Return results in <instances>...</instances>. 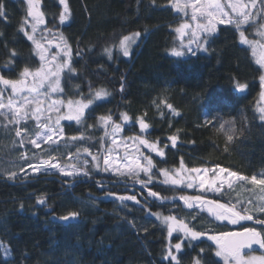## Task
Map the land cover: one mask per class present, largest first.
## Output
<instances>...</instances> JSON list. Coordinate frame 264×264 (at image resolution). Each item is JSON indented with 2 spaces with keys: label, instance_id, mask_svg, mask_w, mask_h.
Returning <instances> with one entry per match:
<instances>
[{
  "label": "trees",
  "instance_id": "obj_1",
  "mask_svg": "<svg viewBox=\"0 0 264 264\" xmlns=\"http://www.w3.org/2000/svg\"><path fill=\"white\" fill-rule=\"evenodd\" d=\"M171 1L68 0L69 20L61 24L59 0H40L44 27L58 30L67 40L71 67L76 70L70 76L67 70L62 73L63 91L58 97L87 99L94 90L106 89L110 94L91 106L89 122L94 124L96 117L107 114L113 119L127 115L135 127L140 120L148 125L145 137L158 142L164 151L163 155L151 153L152 179L146 186L136 180L119 183L121 179L112 174L92 170L72 177L17 173L9 179L7 171L22 167L25 159L14 150L21 149L20 143H14L18 145L14 149L3 143L11 133L15 137L14 125L6 123L4 128H10V133H0V242L10 254L0 249V264H169L163 258L169 245L166 226L152 216L154 212L174 215L209 234L241 226L216 220L204 206L190 209L181 201L159 202L149 195L151 190L163 199L184 196L186 189L158 179L159 169L181 162L197 169L220 166L249 177L264 173V122L255 107L260 96V66L232 25H218L207 52L183 57L169 54L177 43L174 27L181 18ZM0 4L6 13L0 16V74L18 79L25 67L35 70L40 66L32 41L20 31L28 4L26 0H0ZM132 31H139L140 38L130 56L113 49L111 58L107 57L105 48ZM237 81L247 83L243 93L235 92ZM226 120H234L238 131L243 129V135L234 136L232 142L217 130ZM86 124L84 142L97 147L99 132ZM63 125L67 134L79 130L73 124ZM172 137H176L175 146ZM189 191L229 206L236 204L238 211L251 205L232 189L213 195ZM108 193L135 196L136 200L107 197ZM41 197L44 205L38 204ZM70 211L78 212V217L59 220ZM248 214L264 219V212L253 209ZM255 227L264 233L263 226ZM176 239L173 235L171 241ZM215 250L207 237L193 241L179 254L181 264H192L193 257L202 264H222Z\"/></svg>",
  "mask_w": 264,
  "mask_h": 264
},
{
  "label": "snow or ice",
  "instance_id": "obj_2",
  "mask_svg": "<svg viewBox=\"0 0 264 264\" xmlns=\"http://www.w3.org/2000/svg\"><path fill=\"white\" fill-rule=\"evenodd\" d=\"M26 2L28 4L27 16L32 18V34L25 31V26L28 23L27 20L22 21L20 31H23L27 39L32 41L35 45L36 55L39 57L41 64L34 71L25 67L23 71L19 73L18 79H8L0 74V85L3 86L0 87V116L4 117L7 124H14L16 126L14 129L15 137L20 138L21 145H23L26 140H29L32 145L39 147L40 143L43 142L48 144L50 149L54 150L58 147L59 142L53 139V137L57 135L63 137L65 135L64 128L61 126V121L75 120L79 124L84 116V110L92 104V100H88L87 103L68 100L66 104L68 109L67 112L56 115L54 120L52 116L46 114L49 112L60 113L61 107L65 106L63 100L53 99V94L63 91L60 87L61 74L67 70V74L70 76V74L74 73L76 70L71 67V47L62 35L60 36V43L56 44L59 51L51 55H49L50 49L45 48L40 40L35 37L34 34L37 32L38 25L45 23L44 13L40 11L39 8L40 0H26ZM59 3L63 6V10L59 14V21L63 24L65 21L69 20L70 8L68 0H59ZM257 5H259L258 8ZM173 6L178 12H183L185 15H187L186 10L191 9V20L196 22L194 27L185 22L175 29L180 40L179 48L182 49L178 50L177 47L171 49L175 57H183L186 54L196 56L198 51L207 52L209 49L205 45L218 33V25L234 26L239 31L240 43L251 45L253 48V55H256L257 46L264 49V44L259 41L248 40L245 37V32L241 30L243 25H249L250 27L255 26L257 34L264 38V0H183V2L182 0H175ZM3 7L4 6L0 4V16L6 15L3 11ZM229 9L231 13L235 15L230 14ZM253 9L257 10L253 12ZM188 29H191L190 34L186 31ZM45 31L51 33V29H46ZM139 36L140 33H134L131 36H125L120 41L119 47L124 57L130 56L131 46L136 43V38ZM186 36L188 37L187 43L184 42V37ZM54 38L53 36V39ZM41 39H47V37L41 36ZM48 43L51 45L52 40H48ZM61 44L63 47H61ZM193 45H195V47H193ZM105 51L111 58L112 49L106 48ZM61 53H63V57H66V59L61 57ZM12 55L15 56V52H13ZM77 55H79V53H77ZM255 62L261 69H264V53H262ZM8 70L12 71L13 69L8 67ZM29 76H31L32 79L30 82H26V78ZM259 80L261 81L262 89H264V73L259 76ZM8 88L11 89V95L8 96L7 102L5 103L4 96ZM247 88V83L235 82V92L243 93ZM121 89L123 90V85H121ZM109 94L110 93H107L104 89L95 92L97 98ZM260 96L261 99H264V90L261 91ZM74 103L76 105L75 107L73 106ZM169 107H171V105H169ZM258 110L261 113L259 119L261 122H264V108H259ZM9 113H11V119L8 118ZM29 119L35 120L39 128V131L35 132L34 139H30L33 133L27 126V121ZM111 119V116L100 118L101 122L104 124H107ZM123 120L128 121L129 117L124 115ZM22 122H24L23 125ZM206 122L211 123L212 121L207 120ZM225 125H227V128H225ZM140 127L143 130L147 129L148 125L141 122ZM113 130L118 132L120 130V125H115ZM217 130L224 133L227 142H232L234 136L243 135V129L238 131L234 120L224 121ZM71 140H83V136H72ZM172 140L173 146H175L176 137H172ZM113 143H115V140H113ZM142 143H145L147 146L146 141H142ZM152 147L155 146L153 145ZM83 151L88 153L89 148L85 147ZM225 151H227V145ZM160 154L163 155L162 150ZM21 159H25L27 162V157L24 154H21ZM51 159L52 157H50L49 160L42 161L35 165L28 164V167L32 168L33 172H42L46 174L52 169H57L63 176H73L75 168L73 171H65V169L59 167L58 164L50 163ZM93 159L95 160L96 157H93ZM108 162V159H105L104 163L106 165ZM87 163L88 161L85 160L84 164L86 165ZM151 167L152 161L148 159V167L141 170L147 175ZM180 170L189 173V175H187V177L181 176L180 179H171L170 182L174 185H180L187 179L188 182L186 187L188 189L196 187L198 182L199 189L202 192H215L219 194L224 189L225 184L228 189H232L235 182H250L252 185L261 186V192H264V173L253 174L249 177L237 171H232L220 166H217L216 169H185L183 162H181ZM21 171H23V169H21ZM104 171H108V169L105 168ZM209 172H212L211 178L209 177ZM84 174L87 175V171H85ZM7 175L9 179H15L17 177V172L7 171ZM164 175L167 177L168 173L165 172ZM151 179V176H149L147 183H150ZM168 182V180L165 181V183ZM140 183L142 186H146V182L141 181ZM149 195L156 197L158 193L149 190ZM124 199L135 201L136 197H121V200ZM180 199L183 200L187 208L190 209L204 206L207 212L218 221H228L235 225L240 221L253 220V216L248 214V212L253 211V209L250 208H243L244 214H241V211L236 210V204L229 206L218 201L205 200L203 195H184L181 196ZM260 199L264 201V196H261ZM136 202L139 203V201ZM248 203L251 204L252 201H248ZM38 204L44 205L45 199L43 197L39 198ZM255 210L264 212V203H261ZM77 217L78 212L70 211L67 215L60 216L59 220L68 222ZM157 217L160 219L161 224L167 226L169 237H172L173 232L183 233L182 237H177L178 242L171 245L163 257L169 264H181L182 257L179 254L182 250L185 247H191L193 241H200L204 237H207V240L215 243V256L222 258L223 264H264V255H248L247 257L244 255V250L247 249L251 251L253 245H258L261 249H264V233L257 231L255 228L243 227L242 231L215 235L209 234L206 231H197L194 227H190L189 224L185 223L183 219L177 220L175 216H160L157 214ZM256 223L264 225V219L257 218ZM131 226L136 227L134 223ZM144 231H147V229L145 228ZM185 241H187V244L184 243ZM0 249L4 250L5 255L10 254V249L2 242H0ZM203 251L204 250L201 249V252ZM192 264H202V261L198 257H193Z\"/></svg>",
  "mask_w": 264,
  "mask_h": 264
},
{
  "label": "rangeland",
  "instance_id": "obj_3",
  "mask_svg": "<svg viewBox=\"0 0 264 264\" xmlns=\"http://www.w3.org/2000/svg\"><path fill=\"white\" fill-rule=\"evenodd\" d=\"M175 0H172L170 3L174 4ZM183 2V0H182ZM174 8V6H173ZM175 12L180 14V20L179 22L176 24V26L174 27V30L180 26V24L182 23H188L191 26H195L194 21L191 20V9H187V15H185L183 12H178L175 8H174ZM257 9H253L252 11L255 12ZM230 14L231 10L229 9ZM235 15V14H232ZM28 21L27 25L25 26V31L28 32L29 34H32L31 31V23H32V18L27 16L26 19ZM246 25H243L242 27H244ZM47 28L44 27V24L38 25V29L37 32L34 34L35 37L40 40V42L44 45L45 48H49L50 52L49 55L51 54H55L57 51H59L56 47L57 43H60V36L61 33L58 30H51V33L46 32ZM244 31V29H241ZM189 32V34L191 33V29L186 30ZM239 32V31H238ZM245 32V31H244ZM247 32V33H246ZM245 32V37L248 40H252V41H259L260 43L264 44V38H262L261 36H259L257 34V30L255 26H251V28H249L247 31ZM134 33H140L139 31H132L130 33L123 35V37H121V39L117 42V44L115 45H111L107 48H111L113 49H118L121 52V55L123 56V52L119 47L120 41L125 37V36H131ZM176 33V31H175ZM177 37V43L174 47H177L178 50H182L179 48V44H180V40L178 38V34H175ZM41 36H45L47 37V39H41ZM53 36L55 37L53 39ZM140 36L136 38V43L139 40ZM240 38V37H239ZM48 40H52L51 45L48 43ZM188 41V37H184V42L187 43ZM33 43V42H32ZM132 44L131 49H130V53L132 51V48L134 47V45L136 44ZM246 46L249 47L251 54L253 56L254 61H256L257 58H259V56L264 53V49H261L257 46L256 49V55H253V48L251 45L248 44H244ZM34 46V50L36 52V48L35 45ZM207 47V44L205 45ZM61 47H63V45L61 44ZM193 47H195V45H193ZM173 48V47H172ZM170 48L168 50V53L173 55L171 52ZM106 49V48H105ZM105 54L107 53L104 50ZM198 52H203V51H198ZM107 57H109L108 53L106 54ZM188 55V54H186ZM174 56V55H173ZM61 57L66 59V57H63V53H61ZM110 58V57H109ZM41 64V61H40ZM262 72L264 73V69H261ZM34 71V70H33ZM62 77V74H61ZM31 76L27 77L26 82H30L31 81ZM61 81V79H60ZM0 87H3L2 85H0ZM61 87V86H60ZM100 89H104V88H99L94 90L90 97H88L87 99H84L83 97H79V98H61L58 97V93H54L53 94V99H60L63 100L65 102V106H62L60 109V113H55V112H49L46 113L47 115L52 116V119H55V116L58 114H63L65 112H67V101L68 100H72V101H81L83 103H87L88 100H92V104L89 105L88 108H86L84 110V116L81 119V122L78 124L75 120L73 121H67V120H62L61 121V126L64 128V133L65 135L63 137H59L54 136L53 139L58 140L59 145L58 147H56L54 150L49 148V145L46 143L41 142L39 147H36L34 145H32L30 143V141H27V144H23L21 145V149H14V147L18 145H14V143H20V138L18 137H14L12 138V133L10 136V140L6 139L4 140V144H7L8 146L12 147L14 150L17 151L18 156L21 157V154H24L28 159L27 162L24 160L23 162V166L19 167L18 169L14 170L15 172H17L18 174H23V173H31V174H35V173H40V172H33L32 168L28 167V164H32L35 165L37 163H40L42 161L45 160H49L50 157H52L50 163H55L58 164L59 167H63L65 169V171H74L73 176L75 175H82L84 174L85 171H87V173L89 171L91 172H101L102 174H112L114 176H116L117 178H120L123 181H128V180H136L137 182H147L149 180V176H151V170L153 168V163H152V167L150 172L146 175L141 169L148 167V159H150L153 162V158L151 153L154 151H164L163 146H161L158 142V144L156 142H152L150 140H148L145 137V131L146 129H141L140 124L141 121L138 120L136 121V127L131 125V120L129 119L128 121H124L123 120V116L124 114H120L116 119H113V117L111 116V114H107V115H100L98 117H96L94 124L90 123L89 120L87 119V117L89 116V112H90V108L91 106H93V104H95L98 101L104 100L108 97L107 96H101L99 98H97L95 96V92L97 90ZM107 93L108 91L106 89H104ZM11 95V89L8 88L6 90L5 96H4V100L5 103L7 102V98L8 96ZM74 107L76 106L75 103L73 105ZM256 110L258 112V115L260 116L261 113L259 112V108H264L263 105H261L260 100L258 99V103L256 104ZM6 111V110H5ZM111 116V121H108L107 124H104L103 122H101L100 118L101 117H108ZM8 118L11 119V113H9ZM87 122L86 126L88 128H93L98 130L99 132V145L97 147H93L91 145H87L86 142H84V137L86 135H84V124ZM7 121H5L4 117L0 116V133H2V131H4L5 133H10L9 130L10 128H4V126L6 125ZM24 122H22L23 125ZM68 123V124H73L75 127H77V130L75 133H69L67 134L65 132V126L63 124ZM143 123V122H142ZM120 125V130L114 131V126L115 125ZM11 125V124H10ZM14 125V124H13ZM27 126L29 127V129L31 130V132L33 133V135L30 137V139H34L35 138V132L39 131V128L37 127V122L33 119H29L27 121ZM15 125H14V129H15ZM107 133V134H106ZM72 136H83V140H77V141H72L71 137ZM113 140H115V143H113ZM142 141H146L147 142V146L145 145V143H142ZM27 145L30 150V154H28V150H27ZM155 147H152V146ZM88 147L89 148V152L85 153L83 151V148ZM96 150V151H95ZM18 157V158H19ZM79 157V158H77ZM93 157H96V159L94 160ZM105 159H108V164L106 165L104 163ZM87 160L88 163L85 165L84 161ZM137 161H138V167H137ZM180 165L174 166L170 169L167 168H161L159 169V178L162 183L167 184V185H172V186H176V187H182L184 189H186L184 195L187 196H195L194 193H191L188 188L186 187L187 184V179H185L180 185H174L170 182L171 179H180L181 176L187 177V175H189V173L180 170ZM107 168L108 171H104V169ZM217 167H210V168H206V167H199L198 169H216ZM21 169H23V171H21ZM185 169H192V168H188L185 167ZM179 170V171H178ZM218 171V169H217ZM138 172V175H137ZM167 172L168 176L166 177L164 175V173ZM49 173H58L61 175V173L57 170V169H52L49 171ZM203 174V173H201ZM194 175V174H193ZM63 176V175H62ZM212 176V172H209V177L211 178ZM168 180V183H165V181ZM131 187V186H128ZM227 185H224V189L226 190ZM191 190H197L198 192H202L199 189L198 186V182L196 187L192 188ZM222 190V191H223ZM233 191L237 192L241 199L243 200H247L249 199V201H252L250 208L252 209H257L259 207V205L261 203H264V201H261L260 197L264 196V192H261V186H255L252 185L250 182H235L232 188ZM202 193H210V194H216L215 192H202ZM199 194V193H197ZM196 194V195H197ZM249 194V196H248ZM108 196H112V197H117L118 199H121V197H128L126 194L124 195H114L112 193H108ZM152 216L156 219H158L157 214H159L160 216H169L170 214H161L158 212H154L151 213ZM174 216V215H171ZM160 220V219H158ZM180 220V219H177ZM166 226V225H164ZM166 230H167V226H166ZM173 235L177 236V237H182L183 233L180 232H173ZM172 235V237H173ZM215 235H219V234H215ZM167 236H168V232H167ZM168 236V240H169V245L167 246V249L175 244L177 241V239L175 240V242L171 241V238ZM211 243H213L215 245L214 242L211 241ZM173 251L175 252V250L173 249ZM216 251V250H215ZM244 255L245 257H247L248 255H255V256H261L264 255L263 251H244ZM223 264V259L218 257Z\"/></svg>",
  "mask_w": 264,
  "mask_h": 264
},
{
  "label": "water",
  "instance_id": "obj_4",
  "mask_svg": "<svg viewBox=\"0 0 264 264\" xmlns=\"http://www.w3.org/2000/svg\"><path fill=\"white\" fill-rule=\"evenodd\" d=\"M262 90H264V89H262V87H261V91ZM261 91H260V93H261ZM259 99H260L261 105L264 106V99H261V96H259ZM156 153H157V155H159V152H156ZM123 182H124L123 180L119 181V183H123ZM66 183L70 184V182H66ZM156 197H157L159 202H167L168 203V202H173L175 200L183 202V200H181L180 197H175V198H171V199H163V198H159V196H156ZM204 198H205V200L216 201L215 199H213L211 197H205L204 196ZM182 204H184V202ZM244 223H249V224H253V225H256V226H263L264 227V225H259V224L256 223V218H253V220H251V221H240L238 224H244ZM242 230H243V228L242 229H232V230L226 231L225 233H227V232H237V231H242ZM252 250H259V251H263L264 252V249H261L258 245H253V249ZM244 251H248V250L245 249Z\"/></svg>",
  "mask_w": 264,
  "mask_h": 264
},
{
  "label": "flooded vegetation",
  "instance_id": "obj_5",
  "mask_svg": "<svg viewBox=\"0 0 264 264\" xmlns=\"http://www.w3.org/2000/svg\"><path fill=\"white\" fill-rule=\"evenodd\" d=\"M248 224H249V223L241 224V226H240L239 228H236V229H242L243 227H252V228H255L257 231H259L258 228L255 227L256 225L253 227V226H250V225H248Z\"/></svg>",
  "mask_w": 264,
  "mask_h": 264
}]
</instances>
